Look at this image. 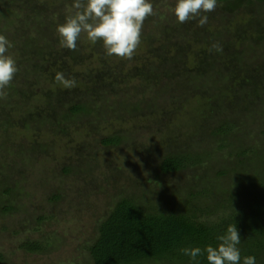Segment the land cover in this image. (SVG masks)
I'll return each instance as SVG.
<instances>
[{
	"label": "trees",
	"instance_id": "trees-1",
	"mask_svg": "<svg viewBox=\"0 0 264 264\" xmlns=\"http://www.w3.org/2000/svg\"><path fill=\"white\" fill-rule=\"evenodd\" d=\"M71 4L72 0H0V33L11 29L5 35L14 45L10 53L20 69L7 96L0 99V144L17 142L12 139V128H23L34 137V143L24 150L39 158V145L59 148L62 141L68 144L66 140L75 133L97 132L102 119H119L123 111L124 117L138 120L146 129L143 151L136 149L137 154L126 160L128 169L142 162L151 166L153 162L158 170L155 179L189 172L180 177V182L168 185H163L162 180H150L146 191L129 177L136 191L126 192L124 183L128 180H109L113 177L111 170L104 173L99 165L97 174L105 179V184L99 189L92 186L87 193L97 197L102 192L110 202L108 211L96 222L92 237L85 240L89 264H189L180 253L181 248L215 243L216 235L234 222L241 236L242 254L255 255L257 264H264V176L245 167L254 160L258 138L264 136V112L256 119V113H248L254 106L264 108V66L260 67L262 74L258 75V70L255 76L258 67L251 66L254 58L260 57L258 44L264 41V0H218L203 27L196 20L178 23L170 11L175 0H153L156 15L145 20L142 43L132 59L106 56L101 44L92 46L83 36L75 51L62 48L56 27L70 14ZM9 19L15 24H1V20ZM36 25L47 34L36 30L39 36L30 37L29 29ZM57 72L74 80L75 86L66 89L56 83ZM165 86L172 90L160 99ZM253 88L260 92L253 95ZM40 97L44 100L39 101ZM204 98L209 102H201ZM173 106L179 109L174 114L170 110L171 116L165 120L164 115ZM204 116L211 121L207 127L199 124ZM153 118L159 121L155 126L148 122ZM247 123H253L258 132L250 134L246 142V133L241 129ZM142 128L135 122L126 130L101 133L97 140L102 151L126 148L133 154L136 138L131 136ZM202 132L208 133L212 146L206 154H194L191 140ZM82 143L88 147L92 142ZM122 143L125 144L121 147ZM3 153L0 146V168L10 162L8 156L2 158L6 155ZM151 154L156 158H151ZM215 155L225 166H213L210 177L202 176ZM80 159L69 160L74 166L68 161L62 164V173L71 175L80 170L84 174L79 168ZM241 166L244 175L230 178L229 171ZM4 172L0 170L4 181L0 189L7 198L13 188L7 183L9 172ZM79 177L85 179L84 183L97 182L88 174ZM153 188L156 190L150 191ZM26 189L31 191L28 184ZM45 195H51V199L63 197ZM21 200L1 204L2 210H19L24 202ZM93 208L90 206L89 210ZM48 217L38 214L35 222ZM52 236L44 232L39 240H24L19 246L29 252L40 251Z\"/></svg>",
	"mask_w": 264,
	"mask_h": 264
},
{
	"label": "rangeland",
	"instance_id": "rangeland-1",
	"mask_svg": "<svg viewBox=\"0 0 264 264\" xmlns=\"http://www.w3.org/2000/svg\"><path fill=\"white\" fill-rule=\"evenodd\" d=\"M14 22L15 21H13V19L1 20V24L3 25L12 26L15 24ZM39 26L40 25H36L35 27L29 29L30 37H34L35 35L39 36V32H36V30H40L41 35L47 34L44 33V30ZM10 31L11 29H5L2 32L5 35ZM258 46H260V57L254 58L255 60H253L251 65H256L258 67L256 68L257 72H255L254 76L258 73V70V75H261L262 73L260 67L264 66V41L259 43ZM11 49L10 51H12ZM36 54L38 55V52H36ZM248 78H250V76H248ZM253 89V95H255L256 92H260V89ZM171 90L172 88L168 86L162 87L161 96L159 98L162 99L163 97H166L171 92ZM245 96L246 94L243 96L244 99ZM204 97L210 98L209 95H205ZM206 98L200 99L201 102H209V99ZM42 100H44V98L40 97L39 101ZM34 101L36 102V100ZM178 109L179 106L176 108H174V106L173 108H168V114L164 115V119L166 120L169 115L171 116L170 110H173L172 114H174L175 110ZM249 110L250 112L248 113L250 116L256 113L255 119L261 111L264 112V108L260 106H258V108L254 106ZM122 113L123 114L119 115V119L115 117L114 120H111L110 118L113 116H107L102 119L99 122V125L97 126V132L95 133H91L90 130L88 134L75 133L74 137L70 136V140H66L65 143L68 144H64L62 141V143L59 144L61 146L59 148L55 147L51 149H45L39 145V158L38 156L34 157V155L31 157V153H26L24 150L25 147L34 143V137L27 130L24 131L23 128H12L15 129L12 139L17 140V142L13 144L2 142L0 144V146H2V150L5 152L3 154H6L3 155L2 158L7 159L8 156V160H10L9 165H4V168H0V170L9 172L10 179L7 181V183L13 188L11 196L7 198H4V194L2 192L3 190L0 189V252L3 253L4 258V261H1L0 264H89L90 261L88 257V251L85 247V240L89 237V235L91 236L96 222L108 211L110 202L108 196H103L102 194L104 193L102 192H99L101 195L97 197L92 196L91 193H87V190L89 191L92 189V186H96V188H98V186L105 184L103 182L105 179H102L101 175L97 174V168L99 169V165L105 169L104 173H107L108 170H111L110 173L113 174V177L109 178V176H107L109 180L115 179L123 183L130 177L131 179H134L139 189L144 191L148 190V188L145 186L150 183V180H162L163 185H168L167 183L170 184L177 182L180 180V177L189 173L188 171H181L176 174H169L167 176L155 179V173H157L158 170L157 165L153 162L150 163L151 166L146 167V164L142 162L136 164V166H131L128 169L124 163L126 160H128V158H131V155L137 154L136 149H141L144 147L143 135L146 133V129L143 130L138 120L133 121L128 116L124 117L125 112L122 111ZM205 116L199 120L201 127L205 125L207 127V125H209L211 122L210 118L208 119V117ZM182 117L184 119L186 118L185 115H182ZM141 121H143L141 124L144 126V122L146 123V120L143 118ZM156 121L157 119L154 118L148 119L150 125L155 126ZM135 122H137V124H139V128L142 129L138 131L139 133L135 132L131 136V139L136 138V144L132 145L134 148L132 151L133 154L129 153V150L126 148L117 149V151H102V146L97 140V136L99 134L102 133L101 135H107L115 131L126 130L131 124L134 125ZM158 122L159 121H157V123ZM172 122L174 124V120ZM169 124L171 125V122H169ZM241 130L246 133V135L243 136L246 142L248 137H250V134L255 132L256 135L258 132L257 129L254 131L253 123H247V125L242 127ZM171 131L173 132V130ZM182 131L184 132L183 129ZM196 131H198V129ZM94 137H96L95 140ZM83 140L84 142L85 140L87 142L90 140L92 143H90L88 147H83ZM127 140L130 139L125 138V141ZM156 140L157 139H155V141ZM191 142V149L194 154H197L198 151H205L206 154V152L212 146L211 138H209L207 132H202L195 135V138H192ZM258 143L260 148L258 146V149H256L254 153V160H250V162H248L245 167L252 173L261 172L264 176V136H260L258 138ZM124 144L125 143H122L121 147L124 146ZM9 145L11 147H9ZM62 146L64 147L62 148ZM162 147L160 150H162ZM8 149L14 150V153L11 152L12 150L10 151ZM141 150L143 151V149ZM43 152H46L45 156ZM48 154L49 156H47ZM156 156L157 155L155 154L150 155L151 158H156ZM78 158H81L80 160L82 162L84 161V163H81V161L78 162L80 163L79 168L83 169L84 174H88L90 179L92 178V180H96L97 182H95V184L92 182L84 183L85 179L79 177V175H84L80 170H77L76 173H71V175L62 173L60 168L62 164H65V162L68 161V165L72 164L71 166H74V164L70 163L69 160L74 162V160H77ZM215 158L216 155L212 158L214 159L213 164L211 163V165L201 173L202 176L206 175L210 177L214 172V167L216 169L219 166H225V164L222 165L220 157H217L216 159ZM251 158L253 159V157ZM24 166H26V169L23 172L21 171V168ZM226 168L228 169L227 166ZM247 170H244L245 173ZM242 174L243 169L241 166L237 168V171L231 173L229 171L228 175L230 178H241ZM106 175L107 174H105V176ZM3 184L4 181L0 175V185ZM27 184L31 188V191L26 189ZM124 184H127L126 192L136 191L135 187L130 183L129 180ZM21 188H23V191H21ZM155 190L156 189L153 188L150 191L154 192ZM170 190H174V187L170 188ZM103 192H105L104 189ZM46 193L54 194L56 196L61 194L63 197L51 199L52 196L45 195ZM15 195L20 197L15 198ZM13 199H15V201H20L21 199L24 200L22 207L19 210L10 212L3 211L1 204L8 205ZM12 205H15V202L12 203ZM40 206H42L41 210ZM74 206L77 208H73ZM90 206L94 208L89 210ZM42 213H44L46 217H48V215L52 216L45 218L36 224L35 216ZM44 232H49L50 234H53V236L49 238V244L44 246L43 250L29 252L20 248L19 245L24 240H39V235H42Z\"/></svg>",
	"mask_w": 264,
	"mask_h": 264
},
{
	"label": "clouds",
	"instance_id": "clouds-1",
	"mask_svg": "<svg viewBox=\"0 0 264 264\" xmlns=\"http://www.w3.org/2000/svg\"><path fill=\"white\" fill-rule=\"evenodd\" d=\"M218 0H175L170 11L180 24L196 20L200 27L208 23V13L215 11ZM156 15L153 0H72L71 12L56 27L62 48L75 51L82 36L95 46L101 44L106 56L132 59L142 43V30L148 17ZM12 41L0 33V99L7 96L19 66L10 53ZM213 47L220 51L218 45ZM56 83L66 89L75 81L57 72ZM241 236L234 223H229L215 237V243L204 247L188 246L180 253L189 264H257L255 255H243Z\"/></svg>",
	"mask_w": 264,
	"mask_h": 264
}]
</instances>
